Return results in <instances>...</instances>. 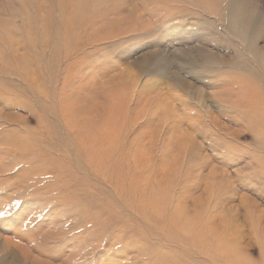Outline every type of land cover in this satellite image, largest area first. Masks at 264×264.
Masks as SVG:
<instances>
[{
    "label": "rangeland",
    "instance_id": "374dc122",
    "mask_svg": "<svg viewBox=\"0 0 264 264\" xmlns=\"http://www.w3.org/2000/svg\"><path fill=\"white\" fill-rule=\"evenodd\" d=\"M0 211V264H264V0H0Z\"/></svg>",
    "mask_w": 264,
    "mask_h": 264
},
{
    "label": "bare ground",
    "instance_id": "6f19581e",
    "mask_svg": "<svg viewBox=\"0 0 264 264\" xmlns=\"http://www.w3.org/2000/svg\"><path fill=\"white\" fill-rule=\"evenodd\" d=\"M259 91H261V89H259ZM251 203V202H249ZM247 207V206H246ZM242 235V234H241ZM242 239H244V235H242ZM242 242L244 243V240H242ZM242 249H245V247H243ZM232 252V251H231Z\"/></svg>",
    "mask_w": 264,
    "mask_h": 264
},
{
    "label": "snow or ice",
    "instance_id": "6c2138e0",
    "mask_svg": "<svg viewBox=\"0 0 264 264\" xmlns=\"http://www.w3.org/2000/svg\"><path fill=\"white\" fill-rule=\"evenodd\" d=\"M4 215H5V213L2 212V211H0V217H2V216H4Z\"/></svg>",
    "mask_w": 264,
    "mask_h": 264
}]
</instances>
